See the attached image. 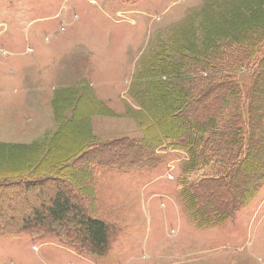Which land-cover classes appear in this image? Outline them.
<instances>
[{
  "label": "rangeland",
  "instance_id": "obj_1",
  "mask_svg": "<svg viewBox=\"0 0 264 264\" xmlns=\"http://www.w3.org/2000/svg\"><path fill=\"white\" fill-rule=\"evenodd\" d=\"M202 4L0 0V174L28 168L30 148L57 133L53 100L61 92L71 99L62 111L74 119L55 137L57 156L65 154L62 143L80 137H140V107L129 92L140 54L158 30ZM247 81L241 80L245 89ZM159 155L153 169L96 170L92 213L119 229L108 252L8 234L0 236V264H264V185L233 220L201 227L181 190L202 171L185 174L184 151Z\"/></svg>",
  "mask_w": 264,
  "mask_h": 264
},
{
  "label": "trees",
  "instance_id": "obj_2",
  "mask_svg": "<svg viewBox=\"0 0 264 264\" xmlns=\"http://www.w3.org/2000/svg\"><path fill=\"white\" fill-rule=\"evenodd\" d=\"M261 1L203 0L157 31L129 87L140 107V137H80L62 143L65 154L57 156L55 137L74 118L61 108L70 95H56L57 133L30 148L28 168L0 174V236L34 234L77 252L105 254L119 229L92 213L96 170L153 169L168 148L187 154L186 175L202 171L185 177L181 190L193 220L201 227L233 220L264 185Z\"/></svg>",
  "mask_w": 264,
  "mask_h": 264
},
{
  "label": "built area",
  "instance_id": "obj_3",
  "mask_svg": "<svg viewBox=\"0 0 264 264\" xmlns=\"http://www.w3.org/2000/svg\"><path fill=\"white\" fill-rule=\"evenodd\" d=\"M185 153V152H184ZM187 158V154L185 153V159Z\"/></svg>",
  "mask_w": 264,
  "mask_h": 264
}]
</instances>
